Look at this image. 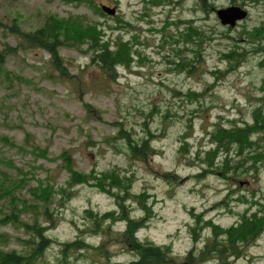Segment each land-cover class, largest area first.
<instances>
[{
	"label": "rangeland",
	"instance_id": "374dc122",
	"mask_svg": "<svg viewBox=\"0 0 264 264\" xmlns=\"http://www.w3.org/2000/svg\"><path fill=\"white\" fill-rule=\"evenodd\" d=\"M93 2L99 8L101 4L115 7L113 14L105 11L107 15L118 14L129 24L109 27L108 23L115 26L117 21L99 15L88 0H0V20L11 22L17 16L25 31L46 13L85 23L101 21L109 36L130 38L139 51L132 65L118 67L115 78L90 63L89 53L73 48L59 49L63 66L58 68L47 51L23 42L22 35L0 23V48L13 47L0 66V245L20 246V236H27L24 224L34 222L45 224L57 240L75 238L87 227L83 217L86 208L111 211L115 201L89 185H78L63 198L69 168L86 171L93 165L100 169L116 165L134 172L133 189L147 195L150 202L153 215L139 230V236L169 242L176 252L183 253L192 243L188 227L191 211L211 207L229 187L238 188V181L236 184L213 175L200 179L189 176L199 170V165L192 164L193 159L178 147L185 137L192 150L207 148L204 130L210 122L220 118L228 123L227 118L248 116L253 98L262 94L264 72L255 57L221 80L213 78L210 70L226 67L220 54L231 45L230 36H237L244 26L250 28L264 17V6L239 4L247 14L225 33L227 25L220 22L216 10L206 17L196 8V0ZM214 3L219 8L229 5L230 0ZM181 18L201 22L214 36L203 44L205 61L198 73L174 69L170 43H162L164 36L175 32L173 20ZM206 84L212 85L202 100L182 94L201 91ZM117 121L133 125L140 133L143 122H148L156 134L152 141L157 151L143 160L129 158L120 141L107 140L115 132ZM63 150L70 154V166L62 157ZM258 184L264 187V175L248 186ZM257 193L255 199L263 202ZM131 204L140 214L138 204ZM257 206L241 202L234 208L252 212ZM220 208L211 207L207 217L225 226L236 219L235 214ZM121 228L118 221L95 237L86 235L90 229L81 233L95 242L105 239L114 256L124 259L131 252L116 233ZM57 249L55 243L47 251L49 264H56ZM243 253L235 264H264V230L243 248ZM96 256L90 253L73 263L95 264Z\"/></svg>",
	"mask_w": 264,
	"mask_h": 264
},
{
	"label": "trees",
	"instance_id": "16d2710c",
	"mask_svg": "<svg viewBox=\"0 0 264 264\" xmlns=\"http://www.w3.org/2000/svg\"><path fill=\"white\" fill-rule=\"evenodd\" d=\"M88 1L99 15L117 21L115 26L108 23L109 27L118 28L129 24L124 17L118 14L107 15L93 0ZM152 1L158 3V0ZM196 2V8L205 16L216 10L214 0ZM249 2L264 6V0H230V4ZM194 21L192 18L173 20L176 25L175 32L168 34V38L165 36L162 38V43H170V49L173 51L174 59L171 60L174 61L173 68L188 73H198L199 67L205 61L202 54L203 44L214 39L211 31H207L201 22ZM0 23L8 26L12 33L22 35L23 42L47 51L53 64L58 68L63 66L59 49L73 48L89 53L90 63L98 66L107 77L115 78L118 67L128 68L139 52H136L130 38H125L121 34L109 36L103 27L105 23L102 24L101 21L85 23L46 13L27 31L21 28L17 16L11 22L0 20ZM230 30L232 27L227 25L224 32L229 33ZM230 38L231 45L220 54L227 65L223 69L217 67L210 70L213 78L223 79L240 65L247 64L252 57L256 58V64L263 68L264 72V17L250 28L244 26L238 31L237 36ZM12 49L10 46L0 48V66ZM211 85L206 84L201 91L189 90L187 95L182 94L199 101L204 99V93ZM261 85L262 94L253 98L248 116L241 114L239 117L227 118L228 123H224L220 118L210 122L209 128L204 130L209 144L207 148L200 150L197 147L192 150L185 137L178 147L179 152L193 159L192 164L199 165V170L189 176L200 179L213 175L226 181L231 180L233 183L236 181V184L238 181V188L229 187V191L211 206L221 207L220 209L236 215V219L229 225L217 222L212 216L207 217L211 207L196 213L191 211L192 221L188 227L192 243L185 252L178 253L169 242L158 243L148 237L139 236V230L148 223L153 212L147 195L133 189L135 180L133 171H125L116 165L105 169L93 165L86 171L69 168L62 190L63 198L69 197L70 190L74 187L89 185L111 195L115 201L114 209L97 211L86 208L83 217L88 222L87 227L80 229V233L69 240H57L52 237L45 224L25 223L27 236H20V246L0 245V264H49L46 259L47 251L55 243L58 244L56 264H74L90 253L98 255L95 264H235L234 260L244 254L243 248L264 230V201L259 202L255 199L258 198L255 196L256 192L264 199V187L259 184L248 186L250 182H257L264 175V74ZM147 123L143 122L140 133L133 125L128 126L125 122L117 121L115 132L109 135L107 140L120 141L128 157L133 160L146 159L149 154L157 151L152 141L156 134ZM61 154L66 165L70 166L72 164L70 154L65 150ZM132 201L140 207L138 210L140 214L136 213V205L131 204ZM241 202H254L258 206L252 212L234 208ZM118 221L122 223V228L116 233L119 240L123 241V247L131 252L130 256L124 259L114 256V252L105 245V239L100 243L86 238V235L95 237V234L109 231L111 225ZM85 229H90L91 232L82 234Z\"/></svg>",
	"mask_w": 264,
	"mask_h": 264
},
{
	"label": "water",
	"instance_id": "95a60500",
	"mask_svg": "<svg viewBox=\"0 0 264 264\" xmlns=\"http://www.w3.org/2000/svg\"><path fill=\"white\" fill-rule=\"evenodd\" d=\"M101 9L111 14L115 12V7L107 4H101ZM216 14L222 24L233 26L237 20L246 16L247 10L239 4H229L216 8Z\"/></svg>",
	"mask_w": 264,
	"mask_h": 264
},
{
	"label": "flooded vegetation",
	"instance_id": "af4514ba",
	"mask_svg": "<svg viewBox=\"0 0 264 264\" xmlns=\"http://www.w3.org/2000/svg\"><path fill=\"white\" fill-rule=\"evenodd\" d=\"M244 5V4H243ZM243 184V183H242Z\"/></svg>",
	"mask_w": 264,
	"mask_h": 264
}]
</instances>
